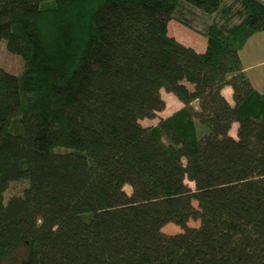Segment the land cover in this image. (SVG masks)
<instances>
[{
    "label": "trees",
    "instance_id": "1",
    "mask_svg": "<svg viewBox=\"0 0 264 264\" xmlns=\"http://www.w3.org/2000/svg\"><path fill=\"white\" fill-rule=\"evenodd\" d=\"M261 31V0H0V264H264Z\"/></svg>",
    "mask_w": 264,
    "mask_h": 264
},
{
    "label": "crops",
    "instance_id": "2",
    "mask_svg": "<svg viewBox=\"0 0 264 264\" xmlns=\"http://www.w3.org/2000/svg\"><path fill=\"white\" fill-rule=\"evenodd\" d=\"M261 1L264 2V0ZM171 36L175 37L186 46L193 47L198 52H204L207 49L206 38L201 32L197 30H193L188 27H186V30H183L179 26H176L175 31L172 32ZM205 40L206 45L204 43ZM199 47H202V49H199ZM241 59L244 70L248 75L253 87L260 93H264V31L255 33L251 38H249L245 47L241 50ZM223 94L231 104L234 103L233 89L231 87H226L223 90ZM169 95L170 97L176 98L172 94ZM177 102L180 110L183 107V104L179 100H177ZM238 127L239 124L234 123L230 135L234 133L232 136L237 137Z\"/></svg>",
    "mask_w": 264,
    "mask_h": 264
},
{
    "label": "rangeland",
    "instance_id": "3",
    "mask_svg": "<svg viewBox=\"0 0 264 264\" xmlns=\"http://www.w3.org/2000/svg\"><path fill=\"white\" fill-rule=\"evenodd\" d=\"M179 26L183 30H186V27L180 25L178 22L174 21L171 22L169 25V34L172 35V32L175 31V27ZM199 29H202L203 27V22H199L198 26ZM206 45V40L204 41ZM199 49H202V47H199ZM0 69H5L15 75H20L23 71V58L19 55L10 53L7 50V43L5 40L1 42L0 45ZM163 98L166 101V108L163 112L158 114V117L155 119H145L142 121L144 126H150V125H157L159 120L167 118L172 116L174 113L179 111V105L174 97H170L169 93L163 92ZM234 133H232L233 135ZM187 183L194 188V184L191 183L190 181H187ZM27 187V182L26 181H20V182H15L11 184L9 187V190L7 191V197L13 196V195H21L24 191V189ZM125 190L130 194L132 192L130 186H126ZM7 199V198H6ZM8 200V199H7ZM6 200V201H7ZM189 224L191 226H198L199 222L197 221H190ZM163 231L168 234H175L182 232V228L174 223H170L167 226L163 228Z\"/></svg>",
    "mask_w": 264,
    "mask_h": 264
}]
</instances>
